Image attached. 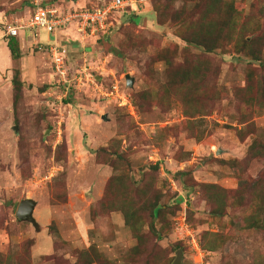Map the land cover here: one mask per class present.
<instances>
[{"label":"rangeland","instance_id":"374dc122","mask_svg":"<svg viewBox=\"0 0 264 264\" xmlns=\"http://www.w3.org/2000/svg\"><path fill=\"white\" fill-rule=\"evenodd\" d=\"M41 1L69 10L108 0ZM232 1L241 17L237 33L258 38L264 0ZM205 4L133 0L113 13L108 31H58L74 78L66 88L55 76L45 30L40 44L22 32L20 57L12 58L6 27L28 21L33 0H0L3 259L87 264L79 257L88 251V257L99 254L90 264H264V228L246 226L256 209L250 186L264 178V159L247 157L254 140L264 141V106L254 105L241 121L243 102L235 91L248 84L250 72L264 77V41L261 63L234 44L210 54L188 47L181 32ZM197 61L211 66L210 77L200 96L187 100L182 88L170 85V72ZM85 67L91 80L79 84ZM243 187L245 199L237 205ZM215 193L227 202L220 216L212 212ZM24 198L37 201L39 231L17 218ZM130 199L163 205L156 231L148 222L138 230L126 222L122 208ZM255 213L263 223L264 211Z\"/></svg>","mask_w":264,"mask_h":264},{"label":"trees","instance_id":"16d2710c","mask_svg":"<svg viewBox=\"0 0 264 264\" xmlns=\"http://www.w3.org/2000/svg\"><path fill=\"white\" fill-rule=\"evenodd\" d=\"M204 1L206 4L202 10L203 12L200 13L198 18L185 25L181 32L182 38L187 46L194 49H200L202 51L200 53L202 54H210L216 52L218 49H221L222 51L226 50L227 44H234L235 50L240 55L246 56L251 62L259 61L261 63L263 57L260 45L264 41V26L257 21V31L261 30V35L258 38L248 40L242 33H237L236 26L239 24L241 17L235 15L234 11L236 8L232 0ZM43 5L49 6L45 3H43ZM50 7H54V5H50ZM74 8L77 7L71 9ZM260 11L264 14V7L261 8ZM137 16L138 15L131 19L135 21ZM250 20L251 19H249L248 22H250ZM237 35L238 37L234 38ZM8 47L11 51L13 60L18 59L20 57V44L17 37H9ZM168 52L169 51H166V53L164 52L162 56L168 59ZM210 70V65L203 61H197L187 67H180L177 71H171L169 83L170 85L182 88L184 97L187 100H191L196 95L198 97L200 96L202 87L210 77ZM248 79L249 82L245 87H240L235 90L236 95L243 102L241 121L244 120L245 122L249 120L248 113L252 110L254 105L264 106V77L258 79L255 77L254 72H250ZM13 80L18 88L21 82L17 79L16 75ZM255 90L257 91L256 94L254 93ZM247 157L249 159H264V141L254 140L248 148ZM230 164L236 169H241L240 163L236 159L231 160ZM156 168L158 169V165ZM209 186L211 188H216L215 184ZM245 187L237 191L239 194L235 196L234 199V202L237 205H241L245 199V194L242 192ZM249 192V199L253 202L256 209L254 213L246 219V226L253 229H262L264 228V222L261 223L258 216L259 214L255 212L264 211V178L261 177L255 180L250 186ZM211 200L217 202V206L213 208L212 212L216 216L225 214V206L227 205V202L224 201L223 195L215 193ZM162 208L163 205H160L157 201L153 204H149L148 202L145 204L144 200L139 202L137 199H130L127 203V207L123 206L122 209L126 217V222L132 228L138 230L143 224L148 222L150 228L153 231H156L154 229V219L160 216ZM87 253L88 251L81 252L79 261L87 259V264H90L95 261L96 257L99 258V254L96 255L95 253L94 256L88 257ZM3 257V254L0 253V260H3L4 264H22V258H20L19 255L16 257V261L12 259L13 257L11 255L7 256L5 259H3ZM75 264H78V261Z\"/></svg>","mask_w":264,"mask_h":264},{"label":"built area","instance_id":"2783aa9c","mask_svg":"<svg viewBox=\"0 0 264 264\" xmlns=\"http://www.w3.org/2000/svg\"><path fill=\"white\" fill-rule=\"evenodd\" d=\"M133 0H109L100 6L77 7L62 10L56 6H44L41 0H33V12L28 21L21 20V24H11L6 27V33L10 37H19L22 32L29 31L33 40L38 44L39 31L45 30L49 35L48 46L50 49L55 76L64 87H70L72 78L68 64V48L61 44L56 33L74 28L82 35H96L108 31L113 22L111 17L114 12L123 11L132 7ZM91 74L87 68L82 69L76 76L77 82L83 79L91 80Z\"/></svg>","mask_w":264,"mask_h":264},{"label":"water","instance_id":"95a60500","mask_svg":"<svg viewBox=\"0 0 264 264\" xmlns=\"http://www.w3.org/2000/svg\"><path fill=\"white\" fill-rule=\"evenodd\" d=\"M74 1V0H73ZM127 85L133 87L134 78L129 74L126 75ZM221 150H218L220 153ZM37 205V201L33 198H24L20 201L16 215L20 221L30 222L37 231L41 229L40 223L34 216V211Z\"/></svg>","mask_w":264,"mask_h":264},{"label":"crops","instance_id":"0c3cea01","mask_svg":"<svg viewBox=\"0 0 264 264\" xmlns=\"http://www.w3.org/2000/svg\"><path fill=\"white\" fill-rule=\"evenodd\" d=\"M29 36L31 37V35H30V33H29ZM49 39V38H48ZM39 40H40V38H39ZM40 42H41V40H40ZM35 216V215H34ZM36 218V217H35Z\"/></svg>","mask_w":264,"mask_h":264}]
</instances>
